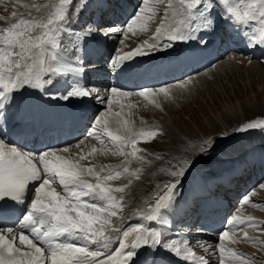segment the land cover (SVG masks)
I'll return each mask as SVG.
<instances>
[{"label": "snow or ice", "instance_id": "snow-or-ice-1", "mask_svg": "<svg viewBox=\"0 0 264 264\" xmlns=\"http://www.w3.org/2000/svg\"><path fill=\"white\" fill-rule=\"evenodd\" d=\"M23 6L29 10L27 18L25 13L16 11L11 13L12 19L0 16V21H7V26L0 27V119H6L7 108L15 102L16 94L28 90L51 100L65 102L94 96L109 109L93 117L85 138L96 139L100 148L93 146L88 155L98 151L101 154L105 151L118 152L125 157L126 163L122 172L111 166L107 169L84 166L80 163L86 158L83 154L78 159L58 154L68 153L69 147L31 152L0 137V211H3L5 201L24 206L14 226H0V264H136L135 258L143 255L144 249L154 254L164 252L174 255L182 258L186 264H194L195 261L210 264L204 256H196L188 240L178 242L170 239L162 228L146 227L139 223L125 228L113 227L112 218H119L117 209L122 210L124 200L122 195L117 197L116 193H123L132 181L122 186L109 182L120 180L124 174L139 179L137 174L140 168L129 172L128 158L143 162L145 157L137 155L143 151L136 146L138 141L143 139L148 142L162 134V130L134 131L122 112H112L110 106L114 98L132 95L155 103L154 97L163 94L167 98L172 86L156 89L144 87L136 92L111 87L105 90V93H110L108 95L102 94L95 85L89 87L82 84L85 71L83 60L75 56L78 47L69 49L68 45L76 37L72 24L74 19H78L80 11L87 7L86 0H82L80 8H76L74 0ZM161 6H164V12L151 39L144 40L132 52L118 59L113 57V66L157 51H167L177 43L196 41L206 46L208 40L201 33L214 31L217 8L221 9L218 15L226 22L243 28L252 23V30H245L242 34L249 47H264V0H141L138 10L123 27H109L105 35L119 33L127 37L129 34L135 35L137 31H148L149 23L157 16V9ZM33 9L37 13L45 9L47 14L33 16ZM97 30L95 27L89 28L85 35H92ZM61 78L66 81L71 79L72 82L64 91H52ZM186 84L187 81L178 82V87L184 89ZM155 106L160 107L158 103ZM123 107L122 104V110ZM113 124L115 127H110ZM258 126H264V121H251L240 130H253ZM101 133L110 144L105 143ZM80 143L83 140L76 146L79 147ZM212 143L214 141L208 139L203 141L206 146ZM129 146L131 150L127 151ZM208 150L202 147L200 154ZM192 163L194 161H184L188 167ZM185 173V167L181 166L172 170L170 175L183 177ZM85 177H92L94 182ZM178 187L179 181L165 184L163 192L149 206V213L143 218L162 226L168 225L166 215L173 207ZM30 190L33 195L29 199ZM243 201L247 203L248 197L245 196ZM260 224L251 216L242 218L231 215L226 220V227L218 233L217 244L209 246L210 251L218 253V264H249L245 254L234 247H226L223 242L227 240L234 245L247 241L264 245V240L252 239L247 233V229L253 228H259L264 233V227H260ZM240 231L244 232L242 238L229 235L230 232L235 234ZM113 232L118 234L115 240ZM130 235L132 239L128 240ZM17 241L27 250L18 247Z\"/></svg>", "mask_w": 264, "mask_h": 264}, {"label": "bare ground", "instance_id": "bare-ground-1", "mask_svg": "<svg viewBox=\"0 0 264 264\" xmlns=\"http://www.w3.org/2000/svg\"><path fill=\"white\" fill-rule=\"evenodd\" d=\"M81 2L82 0H80L79 6ZM86 2L87 7L81 11V17L87 15L90 19V17L92 16L91 13L95 12L97 15L93 17L91 21L94 24H101L100 26L103 29L101 32L99 31L100 34H93V41L90 40L85 44L84 40V44L87 46V50H85V48H83V50L85 53L88 52V56L91 53L89 57L91 60H94V62L101 61L100 59L102 57L106 59V61L96 62L98 65L90 70H88L87 67H84L85 71L81 79L82 84L89 87L95 85L100 89L101 92L104 91L105 84H107V82L110 83L107 86V89H109V87L112 85V87H117L122 90L133 92H136L144 87L156 89L160 86L173 85L171 88H169L170 95L165 98L163 94H157L154 97L155 103L145 100L143 97H140L138 95H132L130 97L123 98H114L113 103L110 106L111 111L122 112L123 118L131 122V127L134 131L139 132L140 130H154L156 128L154 122L146 123L144 122V119L141 118V116L139 117L138 115H132L131 111L135 110L136 112H138L139 108L142 107V105H147L150 108L154 107L156 103H158L160 107L165 104L167 105V103H171L172 101L177 103V99L179 96L189 95L191 92L196 91L197 89L200 90L204 88L208 90L213 84H215L216 82L218 83V80L222 76H224V79H226L227 77H240V75L250 76L251 74H253L254 76H260L261 81L264 78V51L258 50L260 48L258 45L249 47L247 39L242 34L245 30L251 31L252 26L249 25L247 28H243L231 23L228 30L231 32H227L230 34V37L228 38L229 40L225 39V37L222 39L221 32L227 30V22L225 20H221L218 22V16H216V26L214 31L210 33H201V35H203L204 38L208 40V44L206 46L200 45L196 41H192L188 44L177 43L174 48H171L167 51L161 50L157 51L154 54L130 59L129 61H121L116 66H113L112 63L107 64L109 60L105 55V52H103L105 48L104 39L108 38L111 33L105 35L106 29H108L109 27H114L117 24H122L123 27L130 16L138 10V6L140 5L141 0H86ZM136 2L138 3L137 6L135 5ZM220 12L221 11H219V13ZM161 18L162 17L160 16V19ZM76 23L78 25L81 24L80 21L79 23L78 21H76ZM149 28L151 29V34L149 37H144L143 41L150 40L153 33L155 32L156 27H154L151 22L149 23ZM137 33L140 35H145L149 32L137 31ZM128 36L134 37L135 35L129 34ZM142 43L143 42H140L138 43V45H136L139 46ZM116 46L114 50V57L118 59L126 53H123L125 51L117 50ZM237 50H241L245 53H250L251 58H244L237 52ZM218 54L219 56L224 54L228 56L225 57L222 63H218V70H215V66L211 68L210 63ZM78 57L81 58L80 56ZM238 59L241 60L238 61ZM227 61L228 63H226ZM110 65L113 67V69L110 71L112 72V76L105 75L104 78H102L101 75L103 74H101L100 70L104 71L106 70V67ZM197 68L202 70H200L199 72L197 71V74H195V76L192 77L187 75V72L189 70L193 71L197 70ZM197 76L199 77V79L194 80V78ZM189 77H191V81L189 80ZM253 78L254 77H252V79ZM183 81H187L186 87L184 89H180L178 87V82ZM192 81H194V84L192 83ZM71 82V79H68L66 81L64 78H61L60 82L53 88L54 92L64 91L67 88L68 84H70ZM174 82L175 85L172 84ZM129 85L131 86V88ZM239 90L240 93H237L234 97L239 98L243 96H239V94L243 92L241 91V89ZM106 94L110 95V93ZM93 98L72 99L65 102L62 100L48 99L47 97L42 96L40 93L33 92L31 90L25 91L23 93H17L15 102L7 108L6 119H0V137H2L6 142H10L11 144L22 147L25 151L39 152L40 150L44 149H53V147H56L55 149L69 147L70 152L71 148L75 145L76 139L80 138L82 131H84L86 128L85 123L89 118L87 116L92 114L93 109H95L96 107V103H94ZM180 99L184 100L185 98L182 96ZM122 104L124 105L123 110L121 109ZM235 104L237 105L234 111H227L224 116H222L223 118L234 117L235 113H239L241 111V108H239L238 106L239 103L235 102ZM128 105H132V107H128ZM247 106L248 104L244 105V107ZM104 107L105 111L109 109L107 108L106 104H104ZM162 108L163 110H166V106H163ZM157 122L159 121L157 120ZM167 132H169V130H167ZM101 136H103L102 133ZM169 137V140H171L172 142H180L175 139L172 134ZM103 138H105V141H108L106 136H103ZM84 140H87L94 144L83 143V155H85V157L87 158L89 156L88 153L91 151L92 147L96 146L99 148L100 143L93 138H85ZM60 141L63 142L60 143ZM143 141L144 140L142 139L141 142ZM244 142L245 143H240L232 146L231 148L233 149V153L232 155H226L228 157L227 159L212 160L208 165V170L203 171L205 173H208L204 176L200 171H198L196 166L192 167V165L196 163L195 160H197L198 158L191 160L194 161V163H192L191 167H187L188 170H186V173L184 175L185 178H182L184 185L182 188L177 190L174 196L173 207L166 215V219L168 220V225H166L167 228H171L173 226V222L177 217L192 219L194 218L193 213H195L197 222H199L203 226V228H206L213 232H217L222 225L221 221L218 220V218L224 211L226 206L231 203L229 197H235L236 194H238V191L236 190L237 182L243 181L247 185V187L252 186L253 183L256 184V182L263 183L264 185V137H260L259 135H251L250 137H247ZM71 144L72 146H70ZM137 144H139V142ZM184 144V147L180 148L177 146V144L174 143V147L171 150L174 154V158L182 159L184 153H186L187 150L189 152V157L191 158L196 157V154L201 152H199L198 148L190 143V140L188 138L185 139ZM136 146L138 147L139 145ZM86 148H88V150ZM5 150H7V147L5 148ZM126 150L130 151L131 146H129V148ZM106 152L107 151H105V153ZM217 152L218 151L215 149H209L208 151L204 152L203 155L206 157L208 154H215ZM95 154L96 153L92 154L90 158L94 157ZM60 155L70 157V155L68 156L67 153L63 152H60ZM72 158L78 159L79 156L75 155L74 153ZM150 158L152 157H149L148 159ZM104 159L106 160L107 158ZM129 159L131 158H128V161ZM100 161L101 160H97V162L99 163ZM93 162L80 163L84 166H88L92 165ZM122 164V162L120 163L109 160V162L105 161L103 167L107 168L114 165V167L118 169V171L122 172L124 166ZM149 164L152 165L151 159L149 160ZM127 166L129 168V172H132L137 169L139 165L134 164V166ZM96 167L98 168V166ZM100 167L102 166H99V168ZM144 168L145 166L143 167V169L140 168L143 173H147V175L143 177H146L149 181H152L153 179H159V176H155L154 173L156 171L162 172L166 168V165L161 164L156 167H153L152 165V167L150 166L151 169L145 168V171ZM192 174H195L194 180L198 182L196 183V185L191 186L192 188H189L187 178ZM127 176H129V174H124L123 178ZM87 178L89 179V177ZM121 180L124 181V179ZM129 180H132V178L126 179V183H128ZM140 180L141 179H139V181ZM247 180L250 181L247 182ZM109 183L114 186H120L119 184H117V180L110 181ZM137 186L138 184H136L134 187L129 188L132 192L131 196L133 195V190H135ZM216 187L221 190L219 192H216ZM225 190H228L229 194H227L226 197H222L221 193ZM30 192L31 190L29 191V193ZM141 192L144 194L143 189ZM251 194V192L243 193V196L248 197L247 203H245L242 198V204L246 205V209H241L240 207L237 208L238 210L241 209L240 216H251L255 220H257V218L259 217V213L258 211H254L253 209L258 207V203L260 201L249 199ZM148 202L144 203V206L139 208V210L134 209L131 212L124 210L123 212H126L127 214L131 213L133 215L138 214L142 217H146L149 213V207L146 209L145 204L147 205ZM248 207H251L252 209ZM4 210L5 208H3V211H0V226H14L17 222V219L22 215L24 206L16 204L15 209L7 213V215H3L5 213ZM142 219L143 218H136L134 216L129 217L125 220V223H120L121 228L128 227L129 225H136L138 223L143 224L146 227L159 228L157 223L150 221L147 222ZM247 230L249 231V229ZM117 235V233H115L114 235L112 234L113 238H116ZM229 235L232 236L231 233H229ZM233 238L238 237H235L233 235ZM131 239L132 236L130 235L128 240ZM223 243L226 245V247L230 246L229 241L227 240ZM238 243L239 242L235 243L234 245H237ZM252 245L253 243H247L244 246L240 245V247H242L243 249L244 247H251ZM17 246L27 250L26 246L19 244H17ZM205 259L210 262L208 258ZM135 260L136 264H186V262L183 261L182 258H178L164 252H158L154 254L147 249H144L143 255L136 257ZM194 264H199V261H195Z\"/></svg>", "mask_w": 264, "mask_h": 264}, {"label": "rangeland", "instance_id": "rangeland-1", "mask_svg": "<svg viewBox=\"0 0 264 264\" xmlns=\"http://www.w3.org/2000/svg\"><path fill=\"white\" fill-rule=\"evenodd\" d=\"M58 0H0V16L8 17L9 19H12L11 13L13 11H16L17 13H25V16L27 18V12L29 11L26 9L23 5L24 4H37V5H45V4H51L56 3ZM80 0H74L76 8L79 7ZM95 6V5H93ZM91 6V7H93ZM116 12V11H115ZM164 12V6H161L157 9V16L154 18V20L151 22L154 27H157L159 25V19L160 16L162 17ZM41 14L46 15L47 10L42 9L40 13L35 12V10H32L33 16H39ZM80 15V13H79ZM90 19H93L97 14L95 12L91 13ZM89 17L86 15L84 17L78 16V19H74V22L72 24V28L76 33V37L73 38L72 44L68 45L69 49H71L73 46L78 47V51L75 53V56H80L83 60V66L87 67L88 70L93 69L98 64L96 62H105L106 59L103 57L100 59L101 61H96L90 59V55L88 56L87 53L84 52L83 48H85V44L82 48V42L81 40L91 39L92 35H85L86 31L89 28L95 27L98 30L95 31V34H100L99 31H101V24H93L90 21ZM106 19V18H104ZM103 19V20H104ZM76 21L81 22L80 25L76 23ZM7 26V21H0V27ZM149 33H146L145 35H140L138 33L135 34L134 37L127 36L122 37L119 33H111V35L107 38V47H106V56L108 57V63H112V58L114 57V50L115 46L117 50L125 51L123 53H130L135 49V47L138 45V43L143 42L144 37H149L151 29L148 30ZM121 39V40H120ZM123 41V42H121ZM65 43H67V37H65ZM137 44V45H136ZM86 49V48H85ZM237 52L243 56L244 58H251L250 53L242 52L241 50H237ZM71 55V53H69ZM226 56L221 55L215 58V60L210 64V67L213 68L215 66V70H218V63H222L224 61ZM241 59H238V61ZM228 63V61L226 62ZM232 67V66H229ZM113 69V67L107 66L106 70H100L101 77L104 78V76H112V72H110ZM202 69L188 71V76H195L197 74V71L199 72ZM247 71V70H245ZM252 77H254L252 79ZM257 75L251 74L248 75H240L236 77H227L224 79V76H222L218 83L216 82L209 88L206 89H200L191 92L189 95H182L185 99H180L182 96L178 97V102H172L167 103L166 110H163V106L161 107H150L147 105H142V107L139 108L138 112L131 111L133 116L138 115L141 116L142 119H144V122H154L156 128L162 130V134L157 135L154 139L149 140L148 142H141L139 140L138 148L142 149L143 151L140 153H137V155H143L145 157V160L143 162L137 161L131 157L129 159L127 165L134 166V164H138V168L143 169L145 166L146 169H151L150 166L156 167L161 164H165L166 168L160 172L156 171L154 173L155 176H159V179H153L152 181H149L146 177V179L143 176H146L147 173L142 172L140 169V173L137 175L139 176V179H136V177L133 176H127L123 178L124 175L121 176V179L123 180H117V184L124 185L128 184L126 183V179L132 178V183L125 189L123 193H116L117 197L123 196L124 200L122 201V210L117 209L119 211L120 215L119 218H112L113 219V227L119 226L121 227L122 224L125 223V220L129 217H136V218H143L141 215H133L131 213L123 212L125 211H133L134 209L139 210L142 206H144V203L148 202L146 206V209L154 204L155 199L159 194H161L164 190L165 184H170L176 181H179V187L181 188V185L183 183V177H172L170 175L171 171L174 169H178L179 167L183 166L185 169H187V165L184 164V161H191L195 158H198L196 161V165L198 168H202L203 163L208 160V157L213 158L215 154L207 155L206 157L204 155H201L200 153L196 154V157L191 158L189 157L188 150L186 153H184V156L179 159H176L173 157L172 148L174 147V143L177 144L178 147L182 148L184 147L185 139L188 138L190 140V143H192L196 148H198L199 152L201 151L202 147H207L209 149H215L219 152V156H223L221 154H225L228 152L231 147L240 143H245L244 140L254 133H260L264 134V126H258L256 128V131L252 130H244L241 131L240 129L245 126L247 123L251 121H264V78L261 81V77ZM264 77V76H263ZM199 79V77H195L194 80ZM191 81V80H190ZM194 84V81H192ZM110 84V83H109ZM175 85V82L172 83ZM108 82L104 88V91H102V94H106L105 90L107 89ZM130 86V85H129ZM173 86V85H172ZM112 85L109 87L111 88ZM131 88V86H130ZM243 91L239 96L242 97H234L237 93H240V90ZM238 90V91H237ZM54 91V89H52ZM232 98V99H231ZM94 103H96L95 109H93L92 114L89 116V122L88 119L86 120V128L84 131H82L80 138L76 139L74 147L71 148V151L68 152V156L72 158L74 153L75 155L79 156L80 154H83V143H91L87 140H84L87 136V132L91 128V123L93 120V117L97 115L101 111H105L104 104L99 103L95 97ZM137 99V98H136ZM236 103H239L238 106L241 108V111L239 113H235L234 117H227L223 118L224 114L227 111H234L236 108ZM245 104H248L247 107H244ZM107 108H109L108 105H106ZM168 107V108H167ZM147 108V109H146ZM170 108V109H169ZM152 109V110H151ZM111 110V108H110ZM148 110V111H146ZM161 112H160V111ZM163 110V111H162ZM108 111V110H107ZM143 111V112H142ZM167 111V112H166ZM136 112V114H135ZM147 112V113H146ZM226 116V115H225ZM157 120L160 122H157ZM110 127H114L113 125H110ZM164 127V128H163ZM169 130V132H167ZM165 132V133H164ZM173 135L175 139H177L180 142H172L170 139V135ZM84 135V136H83ZM94 139V138H93ZM102 139L103 138L102 136ZM205 139H208L210 141H214V143L210 145H204L203 141ZM83 140V143L79 144V147H77V143L79 141ZM96 140V139H95ZM64 141V140H63ZM85 141V142H84ZM97 141V140H96ZM192 141V142H191ZM99 142V141H97ZM239 142V143H238ZM106 144H110V141H105ZM93 144V143H91ZM94 145V144H93ZM72 146V144L70 145ZM176 146V147H177ZM56 147H53L55 149ZM98 148V147H97ZM100 148V147H99ZM88 150V148H86ZM223 150V151H222ZM108 152V153H107ZM104 154H101L97 152L94 157L90 158L88 156L84 160L80 162H86L90 163L93 162L92 165L88 166H102L105 163V161L109 162V160H113L114 162H122V165H125V157L119 155L118 152L114 153L113 151H107ZM224 152V153H222ZM60 154V152H59ZM171 154V155H170ZM169 156V157H168ZM149 157L151 159L152 165L149 164ZM187 157V158H186ZM103 158V159H102ZM104 158H107L106 160ZM173 158V159H172ZM91 159V160H90ZM153 159V160H152ZM155 159V160H154ZM97 160H101L100 163L97 162ZM184 160V161H183ZM202 160V161H201ZM160 163V164H159ZM116 165V164H114ZM112 165L111 167L114 170H118ZM144 165V166H143ZM155 165V166H154ZM144 168V171L146 170ZM107 169V168H106ZM205 170V169H203ZM196 173V172H195ZM105 173H102L104 175ZM161 176V177H160ZM248 176V175H247ZM195 174H192L187 178V182L189 183V188H192L191 186L196 185L198 181L194 180ZM88 179L87 177H85ZM92 177H89V181L92 180ZM162 180V181H161ZM136 184H138L137 188H135V191L133 190V195L131 196L130 187H134ZM264 186L261 184L258 188L251 191V196L249 199L251 200H258L260 201L258 203V207L254 208V211H258L259 217L257 218V221H260V227H264ZM134 189V188H133ZM142 191L144 194L140 191ZM135 192V193H134ZM177 192V190H176ZM175 192V194H176ZM137 193V195H136ZM151 197V200H150ZM154 201V202H153ZM246 209V205H241V209ZM252 209L251 207H248ZM149 209V208H148ZM240 210H238L237 207L230 208L226 211V214H235L240 216ZM122 211V212H121ZM236 212V213H235ZM131 214V215H130ZM230 215V216H231ZM244 218L243 216H241ZM143 220L149 222L147 219L143 218ZM188 220L189 222H186ZM157 223V222H154ZM159 228H162L164 231V234L166 237L170 239L178 240V235L180 234L181 230L184 231L186 228H192L193 220L191 219H184L181 217H177L174 222L173 226L171 228H167L166 226H162L161 224L157 223ZM248 236L253 239H260L264 240V233H262L259 228H253L251 230H247ZM115 234L114 232L112 233ZM244 235V232H236L235 237L242 238ZM113 237V236H112ZM114 240L116 238H113ZM218 235L212 234L210 232H206L203 230H200L198 234L190 236L188 235L187 240L190 242V245L192 246L196 256H204L205 258H208L210 260V264H218L219 256L218 253H213L209 250V246H215L218 242ZM18 242V241H17ZM18 244V243H17ZM240 245H246L245 242H239L237 245H230L231 247H234L241 253L245 254V258L249 259V264H264V245L261 244H255L251 247L247 246L242 249ZM174 256V255H173Z\"/></svg>", "mask_w": 264, "mask_h": 264}]
</instances>
